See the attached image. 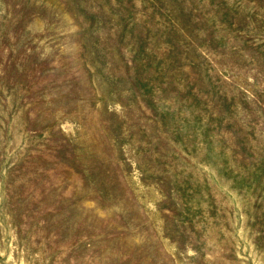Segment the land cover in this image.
<instances>
[{"label":"rangeland","instance_id":"obj_1","mask_svg":"<svg viewBox=\"0 0 264 264\" xmlns=\"http://www.w3.org/2000/svg\"><path fill=\"white\" fill-rule=\"evenodd\" d=\"M0 264H264V0H0Z\"/></svg>","mask_w":264,"mask_h":264}]
</instances>
